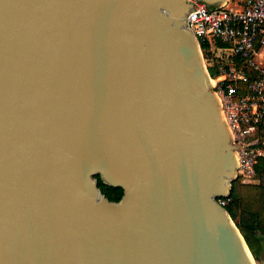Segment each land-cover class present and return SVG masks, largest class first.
<instances>
[{
    "label": "water",
    "instance_id": "obj_1",
    "mask_svg": "<svg viewBox=\"0 0 264 264\" xmlns=\"http://www.w3.org/2000/svg\"><path fill=\"white\" fill-rule=\"evenodd\" d=\"M194 1L0 0V264H254Z\"/></svg>",
    "mask_w": 264,
    "mask_h": 264
},
{
    "label": "built area",
    "instance_id": "obj_2",
    "mask_svg": "<svg viewBox=\"0 0 264 264\" xmlns=\"http://www.w3.org/2000/svg\"><path fill=\"white\" fill-rule=\"evenodd\" d=\"M200 46L215 53L221 70L222 110L238 148V175L248 182L264 159V0L194 1L186 18ZM247 83L245 92H239ZM251 176V178H249ZM226 207L229 198H219Z\"/></svg>",
    "mask_w": 264,
    "mask_h": 264
},
{
    "label": "trees",
    "instance_id": "obj_3",
    "mask_svg": "<svg viewBox=\"0 0 264 264\" xmlns=\"http://www.w3.org/2000/svg\"><path fill=\"white\" fill-rule=\"evenodd\" d=\"M207 46L201 44L205 50ZM207 64L210 75L215 78L221 70V64L214 58L207 59ZM246 89L247 83H243L239 92H245ZM255 172L248 182H243L242 177L232 180L226 209L244 236L254 258L264 264V159L256 165ZM96 178L107 198L115 202L122 199V187L105 184L99 174Z\"/></svg>",
    "mask_w": 264,
    "mask_h": 264
},
{
    "label": "rangeland",
    "instance_id": "obj_4",
    "mask_svg": "<svg viewBox=\"0 0 264 264\" xmlns=\"http://www.w3.org/2000/svg\"><path fill=\"white\" fill-rule=\"evenodd\" d=\"M201 52H202V56H203V58H204V62H205V64H206L207 68H208L207 59H213V58L215 59L216 55H215V53H212V52H210V51H207V50L203 49L202 47H201ZM208 71H209V68H208ZM209 74H210V73H209ZM210 77L212 78L211 83H212V86L214 87L215 94H216V96H217V99H218V101H219V104H220V107H221V110H222V102H221V95H220V94H221L220 85L216 86L215 78L212 77L211 75H210ZM222 112H223V110H222ZM223 115H224V114H223ZM224 118H225V117H224ZM225 122H226V120H225ZM226 124H227V122H226ZM227 127H228V129H229L228 124H227ZM229 132H230V135H231V139H232L233 144H237V143L235 142V138H234L232 132L230 131V129H229ZM237 151H238V148H237V149L234 148V153L237 155V157H238V161H239V154H238ZM238 165H239V162H238ZM236 175H238V170H236V173H235L233 176L235 177ZM249 178H251V176H250ZM251 179H252V178H251ZM255 261H256V264H260L256 259H255Z\"/></svg>",
    "mask_w": 264,
    "mask_h": 264
},
{
    "label": "bare ground",
    "instance_id": "obj_5",
    "mask_svg": "<svg viewBox=\"0 0 264 264\" xmlns=\"http://www.w3.org/2000/svg\"><path fill=\"white\" fill-rule=\"evenodd\" d=\"M246 249H247V247H246ZM248 250V252H249V249H247ZM250 256H251V253H250ZM252 258V260L254 261V264H256V261H255V259H253V257H251Z\"/></svg>",
    "mask_w": 264,
    "mask_h": 264
},
{
    "label": "crops",
    "instance_id": "obj_6",
    "mask_svg": "<svg viewBox=\"0 0 264 264\" xmlns=\"http://www.w3.org/2000/svg\"><path fill=\"white\" fill-rule=\"evenodd\" d=\"M255 175V174H254ZM254 175H253V177H254Z\"/></svg>",
    "mask_w": 264,
    "mask_h": 264
}]
</instances>
